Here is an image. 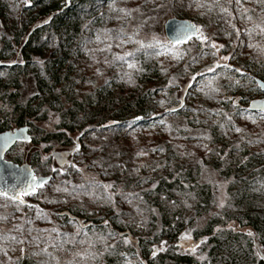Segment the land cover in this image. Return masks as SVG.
Returning <instances> with one entry per match:
<instances>
[{
    "label": "rangeland",
    "instance_id": "obj_1",
    "mask_svg": "<svg viewBox=\"0 0 264 264\" xmlns=\"http://www.w3.org/2000/svg\"><path fill=\"white\" fill-rule=\"evenodd\" d=\"M5 1L8 2L10 10H6L5 15H0V49L3 42L13 37L15 29L12 28L15 24L25 21L21 16V9L30 5L28 0ZM258 1L240 0L239 4L236 0H118L112 4L103 2L99 13L104 16L98 18L96 24V17L91 19L89 22L92 23L88 27L84 23L72 46L66 45L64 48L68 57L66 70L76 81V94L89 97L93 101L102 88L107 90V94H111V91H119L121 88L126 90L125 86L129 83L134 85L133 82L138 81L135 75L137 72L135 68L130 69L128 64H134L136 59L140 61L139 53L148 48L154 50L156 66L161 71L163 84L166 82L163 86L159 85L162 89L155 102L160 103L162 95L164 101L167 94L171 99L167 110L187 112L191 106L188 98L190 95L194 103L192 109L200 104L206 112L204 117L206 114L215 113L221 101L218 93L221 91L227 94V89L223 90V87L230 89L231 83L238 80L239 74L247 72L244 63H237V60L250 59L251 65L258 62L264 64V32L261 31L264 28V3L260 1L255 5L254 2ZM259 5L262 6L260 10L257 9ZM250 11L251 19H248L249 16L241 17ZM169 18L190 21L201 29L207 41L201 43L200 40L191 39L186 44H170L163 30V24ZM244 32L246 36L240 43L244 52L238 56L233 40L238 41L237 33L244 35ZM58 41L52 37L46 43V55L57 51ZM213 43L218 50L211 47ZM58 44L64 46L63 43ZM197 48L200 57L195 62L192 58L197 55ZM15 50L12 48L3 53L10 60L9 64L15 62L13 60H20L19 57L13 58ZM191 52L193 53L190 55ZM213 52L215 55H212ZM136 84L140 92H147L152 86L139 81ZM192 86L194 89L190 90ZM34 94L32 79L24 80L21 92L23 101H27ZM262 96L264 97V93ZM258 98L260 96L257 94L255 99ZM247 105L246 103L242 107L247 108ZM160 106L156 109L163 110L164 107ZM111 107L113 103L109 107L100 106L99 110L111 111ZM150 107L154 109L155 105ZM1 108L0 106V111L3 110ZM2 115L3 111L0 112V116ZM210 117L204 126L199 127H192L181 117L161 119L152 128L134 125V130L114 135L110 140L108 133H99V137L96 136L98 146L94 148L100 149L104 146V150H98L92 159L94 170H88L76 161L74 164L83 170L82 173L73 167L58 168L55 161L48 163L43 159L40 163H35L31 168L37 177L52 175V179L42 189L26 197L24 204L0 197V264H17L24 257L35 260L37 264H105L115 251L124 255L123 264H137L134 240L150 243V228L144 226L148 222L149 226L153 220L147 211V204L143 203L141 187L152 175L159 172L168 176L172 174L171 177L178 176L182 181L185 179L184 183L192 188L208 185L212 189L210 210L193 220L194 229L203 228L211 218L221 215L226 207L231 208V205L228 206V198L232 181L224 180L221 173L236 171L234 161H228L227 164L221 162L227 155L229 145L220 146L218 143L222 140L210 134L212 130L208 127L216 121L214 116ZM58 123L57 113L51 110L47 112L46 118L37 123L38 133L53 132ZM222 125V136L225 140L227 136L234 135L246 137L249 141L255 140L259 159L264 161V151L261 148L264 143V116H253L243 111L239 116H230ZM237 128L241 131L237 132ZM13 129L15 128L10 130ZM27 151L26 144L20 142L4 158L21 165L19 161ZM56 151L58 150H53ZM260 166L263 167L264 163ZM119 167L122 169L119 170ZM95 168L102 173L101 184L100 181L87 180L89 174L96 171ZM241 171L245 172L244 168ZM111 172L117 173L111 176ZM195 174H198V178L193 176ZM108 182L113 184L109 189L112 198L108 196L105 187ZM257 186L262 188L258 195L261 201L259 204L254 203V206L264 211V179ZM173 198L175 205L191 203L186 194L176 192ZM67 211L95 223L82 228L75 219L62 217ZM235 215L237 219H241L240 214ZM101 223L104 227L99 226ZM109 223L122 228L123 234L129 233L130 243L124 242L126 235L119 236L117 231L111 232L107 227ZM223 230L244 235L248 233L237 222H231ZM11 237H15V240ZM182 244L188 245L187 240H183ZM253 245L251 254L260 260L264 247L256 241ZM201 257L202 255L199 256L202 261L204 257Z\"/></svg>",
    "mask_w": 264,
    "mask_h": 264
},
{
    "label": "trees",
    "instance_id": "obj_2",
    "mask_svg": "<svg viewBox=\"0 0 264 264\" xmlns=\"http://www.w3.org/2000/svg\"><path fill=\"white\" fill-rule=\"evenodd\" d=\"M4 1L0 0V15H5V11L10 10L8 2ZM116 1L118 0H75L67 3L65 0H28L30 5L21 9L23 13L21 16L25 21L18 25L15 24L12 28L15 29L13 37L7 42H3L0 49V106L3 109V115L0 116V132L24 126L29 128L30 140L24 142L28 151L19 161L22 163L21 165L30 164L29 166L33 167L35 163H40L45 158L48 163L53 162V154H58L66 159L65 165L57 166L58 168H71L76 161L86 169L94 170L91 161L98 150L101 152L104 150V146L100 149L94 148V146H98L96 136L99 133H108L110 140L114 135L134 130L136 128L134 125L152 128L154 123L159 120L173 117L184 118V121L191 124L192 127L195 125L199 127L207 123L208 117L214 116L216 121H213L208 127L212 130L210 134L222 140L218 143L220 146L222 144L230 146H228L225 159L221 162L227 164L228 161H234V170H236L221 173L224 180L232 181L228 198V206L231 205V208L227 209L226 207L221 215L211 218L203 228L196 230L193 220L210 210L213 197L212 189L208 185L189 187L186 185L187 183H184L185 179L182 181L178 176L171 177L172 174L168 176L159 172L152 175L141 187L143 203L147 204V211L151 219L153 218L149 226V222L144 226V228H150L151 238L150 243H144L139 239L134 240L137 264H264L262 258L257 260L251 254L255 241L264 247V211L256 209L254 206V203L259 204L261 201L258 195L261 194L262 188L258 187L257 183L264 179V166H260L264 161L259 159L260 155L257 153L255 140L249 141L246 137H235V135L227 136L225 140L222 136V124L230 116H239L243 111L253 116H262V113L250 110L249 104L252 101L257 103L264 100L262 96L264 92L256 84L257 80L264 81V64L258 62V64L251 65L250 59L237 60V63H244L243 66L246 67L247 72H244L243 75L238 73L240 76L236 82L231 83L230 89L226 86L223 87V90L227 89L228 93H221V91L218 93V98H221V101H219L215 113L206 114L205 117L206 112L200 104L192 109L194 103H192L190 95L188 98L191 106L187 112L167 110L171 102L167 94H165L164 101L162 95L160 103L155 102L161 87L166 82L163 84L161 71L156 66L154 50L148 48L139 53L140 61L137 59L134 61L137 80L141 83L152 84L147 92H140L136 84L138 81H134V85L129 83L128 86H125L126 90L121 88L119 91H111V94H107V90L102 88L93 101L89 97L80 96L76 94L75 79L67 73L68 57L64 48L66 45L72 46L74 38L78 37L84 23L88 27L92 23L89 22L91 19L96 17L94 19L96 24L98 18L104 16L99 13L102 10L103 2L112 4ZM260 1L254 2V4L256 5ZM261 7L259 5L257 9L260 10ZM251 12L241 17H250ZM238 13L240 14V12ZM81 16H83V20H81ZM257 26H259L258 23ZM243 34H238V41L233 40L238 56L244 52L240 47L242 39L246 36L245 32ZM250 35L253 36V34ZM52 37L59 40L56 43L57 51L46 55V43ZM59 42L64 46L61 47ZM12 48L16 49L13 51L15 53L13 58L19 57L20 60L17 62L13 60L15 62L9 64L10 60L8 61L3 53L12 50ZM195 52L197 55L192 60L196 62L200 57L199 49L197 48ZM29 78L34 83L35 94L27 101H23L21 97L22 84ZM159 85L162 86L159 87ZM193 89L192 86L190 90ZM257 94L260 99H255ZM112 103L111 111L99 110L100 106L109 107L112 106ZM246 103L248 104L247 108L242 107ZM153 105H155L154 109L150 107ZM159 106L164 107L163 110H157L156 108ZM51 110L59 117L56 129L53 132L40 131L38 133L37 123L40 122V119L46 118L47 112ZM190 110L191 112H188ZM262 145L261 148L264 151V143ZM77 146L78 151L76 150ZM54 149L58 151L53 152ZM216 166L220 170V167ZM122 167H119V170ZM243 168L245 172L241 171ZM73 169L83 172L77 165ZM95 170L89 174L88 181H100L102 173L97 172L96 168ZM115 170L118 171L117 168ZM115 174L111 172V176ZM49 176L52 179V175ZM193 176L197 177L198 174ZM108 185L113 187L111 182H108ZM109 189L110 187H107L108 196L112 198ZM176 192L186 194L191 199V203L175 205L173 195ZM63 214L62 217L75 219L82 228L90 227L92 223H95H90L88 219L69 211ZM235 214H240L241 219H237ZM231 222H237L240 227L247 229L248 233L244 235L243 233H232L231 230H223ZM99 226L104 227L102 223ZM107 227L111 232L117 231L119 236L126 235L124 237L130 243L129 233L123 234L122 228L115 227L113 223H109ZM184 234L191 236V239L187 240L188 245L182 244L181 236ZM153 245L155 246L151 248ZM161 246L164 250H161ZM193 247L196 248L195 253L191 251ZM200 255L204 257L202 261L199 258ZM124 262L125 258L122 252L115 251L107 258L105 264H123ZM17 264L37 263L33 259L24 257L17 261Z\"/></svg>",
    "mask_w": 264,
    "mask_h": 264
},
{
    "label": "water",
    "instance_id": "obj_3",
    "mask_svg": "<svg viewBox=\"0 0 264 264\" xmlns=\"http://www.w3.org/2000/svg\"><path fill=\"white\" fill-rule=\"evenodd\" d=\"M65 1L69 3L73 0H65ZM183 24L194 25L188 20L177 19V18H169L163 24L164 36L170 44L181 45L187 43L191 39H197L196 36L193 35L191 39H185L182 42L178 40V32L180 30L181 25ZM256 84L258 88L261 90L259 85H264V81L257 80ZM261 91L264 92V90ZM261 106H264V100L257 103L252 101L249 104V109L254 112L261 113L260 111ZM29 140H30V135H29V128L27 126L0 132V156L3 157V159L0 160V187H11L13 185H18V184L22 185L27 179H29V173L35 175L33 169L29 165H25V164L18 165L11 161L5 160L4 158L5 154L10 149H12L17 143L28 142ZM53 157L58 167H62L65 165L66 159L64 157L58 154H53ZM37 178L46 180L47 182L45 184H47L51 180L50 176H39ZM26 197L28 196L24 197V201ZM261 258L264 261V254L261 255Z\"/></svg>",
    "mask_w": 264,
    "mask_h": 264
},
{
    "label": "snow or ice",
    "instance_id": "obj_4",
    "mask_svg": "<svg viewBox=\"0 0 264 264\" xmlns=\"http://www.w3.org/2000/svg\"><path fill=\"white\" fill-rule=\"evenodd\" d=\"M236 2L239 4L240 0H236ZM261 2L264 3V0H261ZM248 19H251V17H248ZM261 31L264 32V28H262ZM193 35H195L196 38L200 40L201 43H204L207 41V37L203 35L201 29L198 28L196 25H192V24L181 25L180 30L178 32V40L182 42L185 39H191ZM141 46L143 47V45ZM148 46L151 47L152 45H148ZM211 47L218 50L217 45L215 43L211 44ZM249 47H252V45L249 44ZM129 55H131V53H129ZM212 55H215V52H213ZM175 58H179V57H175ZM117 59H123V57H117ZM224 59H227V57H224ZM128 67L132 69V68H135V65L132 63H129ZM213 70L214 69H210V71H213ZM237 71L239 70L237 69ZM241 75H243V73H241ZM193 79H195V77H193ZM237 83H239V81H237ZM259 87L261 88V90H264V85H259ZM213 91H216V89H213ZM260 111L262 113V116H264V106L260 107ZM252 122L255 123V120H253ZM236 131L239 132L241 130L237 128ZM76 150L78 151V146ZM2 159L3 157L0 156V160ZM72 167H75V165H72ZM53 171H56V169H53ZM46 182H47L46 180L38 179L34 174L29 173V179H27L22 185L18 184V185H13L11 187H0V197H4L10 201L18 202L19 204H24L25 203L24 197L29 196V195H34L38 189L44 187V184ZM105 187H111V186L108 185ZM109 235L111 236L112 234L109 233ZM249 235H251V233H249ZM11 239L15 240V237H11ZM190 239H191V236L189 234H184L181 236V240H190ZM19 242L23 243V241H19ZM124 242L128 243L129 241L125 239ZM181 247H183V245H181ZM161 250H164L163 246H161ZM44 251H46V249ZM191 251L195 253L196 248L193 247ZM153 255H155V253H153Z\"/></svg>",
    "mask_w": 264,
    "mask_h": 264
}]
</instances>
